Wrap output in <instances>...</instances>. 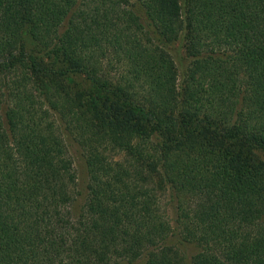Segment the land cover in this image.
Here are the masks:
<instances>
[{
	"label": "trees",
	"instance_id": "16d2710c",
	"mask_svg": "<svg viewBox=\"0 0 264 264\" xmlns=\"http://www.w3.org/2000/svg\"><path fill=\"white\" fill-rule=\"evenodd\" d=\"M258 151L264 0H0V264H264Z\"/></svg>",
	"mask_w": 264,
	"mask_h": 264
},
{
	"label": "rangeland",
	"instance_id": "374dc122",
	"mask_svg": "<svg viewBox=\"0 0 264 264\" xmlns=\"http://www.w3.org/2000/svg\"><path fill=\"white\" fill-rule=\"evenodd\" d=\"M182 0H180L181 2ZM25 40V45L26 47H30L31 46V42L29 40V38L27 36L24 37ZM173 60L175 62L178 74L185 68L186 64H187V60L183 59V53L181 48H179V46L177 44L173 45ZM258 156L264 161V151H258ZM73 160V168H74V172H75V177H76V190H79V187H83V185L85 184V180H86V174H85V168L84 165L82 163L81 160H79V158L76 155H73L72 157ZM157 198H158V202H159V206L160 208H162L167 216V218L169 219V221L171 222V218H172V211L171 208L169 206V202L167 200V195L165 193H157ZM171 242H173V239L170 240V244ZM192 250L190 248L186 249V257L184 258V262L183 264H189V259L190 256L192 254Z\"/></svg>",
	"mask_w": 264,
	"mask_h": 264
}]
</instances>
